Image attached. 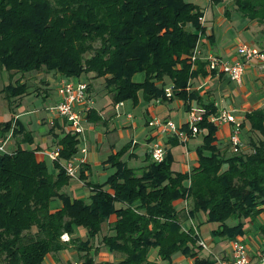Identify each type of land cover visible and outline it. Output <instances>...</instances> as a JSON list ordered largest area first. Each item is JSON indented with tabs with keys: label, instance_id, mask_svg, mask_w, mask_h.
<instances>
[{
	"label": "trees",
	"instance_id": "obj_1",
	"mask_svg": "<svg viewBox=\"0 0 264 264\" xmlns=\"http://www.w3.org/2000/svg\"><path fill=\"white\" fill-rule=\"evenodd\" d=\"M224 2L243 19L264 26V0ZM223 14L228 16V10ZM201 16L187 0H0V69L9 80L39 71L102 80L114 105L129 101L134 106L139 98L186 103L196 100L186 94L189 79L205 69L204 63L190 62L204 33ZM139 73L143 81L134 82ZM26 90L18 78L0 97L10 101ZM203 109L196 125L201 133L196 166L189 173L174 172L169 153L160 163L147 154L142 167L129 168L122 159L125 146L106 158L112 173L101 184L86 181L80 167L77 180L88 190L86 202L62 191L71 179L58 162L70 159L79 146L63 120L54 119L48 129L59 148L57 161H51L54 174L47 171L46 158L37 161L34 150L20 148L31 145L32 137L19 122H1L0 140L10 134L17 141L13 150L0 154V264H43L46 255L67 249L81 264H151L150 250L163 262L178 253L191 264H213L201 256L199 234L191 227L183 230L182 223L200 212L206 223L217 225L215 237L231 242L243 236L245 221L264 210V114L244 115L251 133L246 150L239 147L223 156L213 145L216 127L206 121L215 110ZM98 121L91 109L86 122ZM181 129L187 132L185 125ZM55 200L59 206L51 210ZM177 200L185 202L186 215L174 207ZM104 225L100 246L94 247ZM77 228L85 231L84 240L75 235ZM257 230L264 239V223ZM100 250L118 260L94 262L90 252Z\"/></svg>",
	"mask_w": 264,
	"mask_h": 264
},
{
	"label": "crops",
	"instance_id": "obj_2",
	"mask_svg": "<svg viewBox=\"0 0 264 264\" xmlns=\"http://www.w3.org/2000/svg\"><path fill=\"white\" fill-rule=\"evenodd\" d=\"M187 1L198 6L202 13V20H203L202 27L204 28V33L200 35L198 39L197 50L200 52V58H198L196 62L204 63L202 58L205 57L207 54H216L220 56L223 60L233 61L236 59L235 49L238 44H247V45L255 46L264 51L263 25L251 21L248 22L246 25L240 27L239 29L238 28L236 29L235 28L236 25L232 24V22L229 20V17L223 14V11L226 9V7H224L226 5V2H224V0L222 1L218 0V2H216L215 0H187ZM220 4L224 6L218 7L217 5ZM194 68L195 67H193V69ZM52 74L54 75V78L58 82L61 77L57 74L54 73ZM19 78H20V83H25L23 82L22 77ZM76 80L79 81L78 79ZM97 81H100V83L102 84V80L87 82L86 77H85V81H82L85 83H89V88L87 93L90 99L92 100L91 109L94 111L95 116L99 119V121L94 124H91L89 122L85 123V139H86L87 155H86L85 164L83 165L85 167V170H83L84 172L83 174L86 178V181L89 180L88 178L90 175L89 172L90 165L94 162L92 156L90 155V146H89L87 134L90 133L95 135L96 144H100L102 139V134L96 133L97 129L103 127L105 128V131H108L110 128L114 127V125H112L113 121L118 120L121 117L122 113L124 117L126 114H129L125 112V105H124L125 102H123L121 106L118 107L116 110L113 109L114 104L111 103L110 98L104 92L103 87L99 89V88H93L91 86L93 85V83ZM41 82L43 83L42 85L44 86V89L42 91L43 98L46 99L47 96L49 95V91L51 90V86L46 81H41ZM54 94L56 95L55 90H54ZM186 94H192L194 98H196V100L190 99L189 101L184 103L182 100L173 99L169 103H159V101L157 100L144 102L139 98L137 100V103L134 106H132V108H136V107L145 108V104H146L147 108L145 109V113L147 115L150 114L152 116L154 113L155 116L163 118V120H169V116L171 112L174 111L176 116L178 117L177 119L178 127L176 128L179 129H181L185 124L186 113L189 107L199 108L204 111L203 109L204 106H210L212 109L215 110V113L221 110L230 112L234 120L240 124L239 127V140L241 143L240 150L241 149L246 150L248 137L251 135V133L248 131L247 126L244 123V115L253 111H262V113L264 114V71L260 69L258 65L254 63L247 64L244 67L241 82L239 84L230 82L225 75L209 74L205 68L203 73H197L195 76L189 79ZM29 95L30 92L26 90L25 94H23L21 97L16 98L18 99V102L16 103L15 109L13 110H15V112L17 110V113L16 114L14 112L12 113H14L13 114L14 120L19 122L20 125L24 127V129L28 131L32 136V132L29 131V129L19 121L20 117L32 113V111L20 113L21 111L19 105L23 97ZM101 98H103V100L105 101L103 104H99L98 102V100ZM48 119L49 118H47V114H46L44 117L40 118V120H37L39 125L41 126L44 125L47 127V131L45 133L41 132L39 134L40 137L36 145H32V144L20 145V148L27 150H34V157L37 161L44 160L43 158H41L40 155L41 152L48 151L50 147H55V137L48 133V129H49V125L47 124ZM124 119L126 122H124L123 124H118V126L126 127L125 124L129 123L130 129L131 128L133 129L134 125L133 123H131L130 121L131 119L130 120L126 118ZM144 127H145V119H144ZM232 128H233L232 124H226V123L216 127L213 145L223 156H229L231 154V149L228 144V137L232 131ZM58 132H59L58 130H55L54 133L57 134ZM9 138H10V134H7L3 140H5L7 144H9L8 145L9 149L11 148L14 149L17 138H14L13 145H11L12 140H9ZM155 139L158 141L161 140L165 153H170V150L172 148L178 146L182 148L183 152L180 156L182 168L179 173L187 174L189 173L191 168L196 166V156L194 153V149L198 145H200L201 142L200 131L195 135H189L183 146V144H181L177 140V138L171 133L157 135L152 130L151 133H148L146 136H144V140H143L144 155L141 160V164L138 168L144 165L145 156L147 155V151H148V145L150 144V142H152ZM132 142H129L126 145L127 149L124 156L122 157V158H126L125 162L126 161L128 162L130 159L136 157V155H134L133 152L138 144ZM190 142L193 143L192 150L188 149L187 147L188 143ZM110 153L114 154V152H110ZM176 173H178V171ZM74 181H76L77 183L79 182L78 180H74ZM79 185L82 186L81 183H79ZM64 188L62 189V191L64 190ZM70 198L75 199L73 193L71 194ZM181 203L183 202L177 200L176 202H174V207L176 208V206H178ZM192 223L195 226L193 220ZM262 223H264V210L261 211L254 218V221L244 222L243 236L245 237L241 236L237 238L238 240L242 241L245 244V246L247 247L248 254L251 258H256L259 252L264 248V239L260 237L257 230V227ZM195 227L199 234L200 240L204 241L211 255L214 257H219L224 261H228L230 242L219 239L214 235L212 239H210L209 236H204L202 240L200 237L199 226H195ZM257 234H258L257 240H260L261 243L259 241L258 242L255 241L254 239V236H257ZM201 256L203 258L209 257L204 252L201 254ZM147 260L151 264H191L192 263L190 259L184 258L178 253L171 256L168 262L159 261L156 258L155 252L153 250L149 251L147 255ZM72 262L73 261L69 259V256L65 252V250L57 252L55 254H48L45 256L43 260V264H72ZM78 262H80L79 259Z\"/></svg>",
	"mask_w": 264,
	"mask_h": 264
},
{
	"label": "rangeland",
	"instance_id": "obj_3",
	"mask_svg": "<svg viewBox=\"0 0 264 264\" xmlns=\"http://www.w3.org/2000/svg\"><path fill=\"white\" fill-rule=\"evenodd\" d=\"M212 2V1H211ZM219 6H224L222 4L217 5ZM224 7L228 10V16L229 20L232 22V24H235V28L239 29L240 27L246 25L249 21L246 19H243L242 17L239 16L238 13L235 12L234 6L230 3H227ZM263 27V26H262ZM21 76L17 75L14 76L11 80H9L7 73L3 70L0 69V91L7 86L10 82H14L17 78ZM23 82L26 83L27 86V91L30 92L29 96L23 97L19 107H20V113L23 112H29L32 111L31 114L22 116L19 118V121L29 129V131L32 132V145H36L40 133L43 132L45 133L47 131L46 126H41L37 122V120H40V118L44 117L47 114V118H50V113H49V106L53 105L54 103L58 102V97L54 94V90L57 88L59 82H64L66 78L61 77L59 81L54 78V75L50 73H45L43 71L39 72H34L32 74H26L22 77ZM79 81H85L84 76H80L78 78ZM41 81H46L48 84L51 86V90L49 91V95L47 98H43V89L44 86L42 85L43 83ZM77 81V80H73ZM134 82H142L143 81V74L139 73L136 74L133 77ZM93 88H99L101 89L102 84L100 81H97L91 85ZM26 93V92H25ZM21 97V96H20ZM18 102V99H12L10 101H7L6 99L4 100L2 97H0V123L1 122H6L8 120H14L13 114L17 113V110L15 112V105ZM99 104H103L105 101L103 98L98 100ZM125 105V112L129 113L131 116V123H133L134 128L130 129V124L127 123L125 124L126 127L118 126V124H123L125 121V117L122 113L121 117L118 120L113 121L114 127L110 128L108 131H105V128L101 127L98 128L96 133L102 134V139L100 144H96L95 141V135L88 133L87 138L89 141V146H90V155L92 156L93 163L90 165V175H89V182L91 184H101L103 183L106 178L112 173V169L105 164L106 158L111 154L110 152H118L120 151L123 147L127 145V143L132 142L138 144L136 148L134 149V155H136L135 158L130 159L128 162L126 161V164L129 168L136 169L140 166L141 160L144 155V136H146L148 133H151L152 128L147 124L150 120L149 119H160L163 120V118H160L158 116L153 115L151 116L150 114L147 115L145 113V109L147 108L145 104L144 107H136L132 108V104L129 101H126L124 103ZM151 105V104H150ZM14 112V113H12ZM144 119H145V127H144ZM178 117L176 116L175 112H171L169 116V120L174 124L175 127H178ZM149 120V121H148ZM147 122V123H146ZM264 127V124H263ZM166 137V136H163ZM11 141V145H13L14 142V137L9 138ZM161 145V140L158 141ZM9 144H5L3 149L4 152H8L10 150H13V148L9 149L8 148ZM188 149L192 150L193 148V143H188ZM78 148H82L81 143L79 144ZM54 147H50L47 152L53 151ZM195 150V149H194ZM87 151V148H86ZM183 150L180 146L172 148L170 150V158H171V168L174 171H178V173L181 171L182 165L180 161V156L182 154ZM195 153V151H194ZM125 159L126 158H122ZM45 166L47 168V171L49 173L54 174L55 170L53 169L52 162L48 160H44ZM59 167L63 166L64 163L62 161L58 162ZM181 174V173H180ZM183 174V173H182ZM78 175V173H77ZM81 182H76L74 180H71L66 188H64L63 192H65L69 197L71 194H74L75 199H81L84 202H86V198L88 196V190L85 188L83 185H79ZM59 206V202L57 200L53 201L50 205V209L52 210L53 208H57ZM176 209H183V204H179L176 206ZM109 221H112V219H109ZM192 221V220H191ZM193 222L195 226H199V232H200V237L203 240L204 236H209L210 239H212L213 230H216L217 225L214 223H206L205 222V216L202 213H197L193 217ZM190 227L189 220H185L182 223V228L183 230H187ZM106 232V227L105 225L102 227L100 235H98L95 240H93V246L98 247L100 246V236ZM75 235L79 237L81 240L85 239V231L82 228H77L75 231ZM245 237V236H243ZM63 240L66 239L65 236L62 237ZM257 236H254L255 241L257 240ZM204 242V241H203ZM263 248V247H262ZM65 252L68 254L69 259L72 260V263H79L78 262V254L72 250V249H67ZM92 259L96 263H107V262H114L118 260V257L112 256L108 252L104 250H100L97 252L96 255L92 254V251L90 252Z\"/></svg>",
	"mask_w": 264,
	"mask_h": 264
},
{
	"label": "built area",
	"instance_id": "obj_4",
	"mask_svg": "<svg viewBox=\"0 0 264 264\" xmlns=\"http://www.w3.org/2000/svg\"><path fill=\"white\" fill-rule=\"evenodd\" d=\"M231 2L232 0H226ZM200 26L203 24L202 16L198 19ZM198 43V41H197ZM197 43L190 56V62L196 61L200 58V52L197 50ZM236 59L233 61L223 60L220 56L216 54H207L202 58L206 71L209 74H222L227 77V79L235 84L241 82L244 67L247 64L254 63L259 66L260 69L264 71V51L251 45L238 44L235 49ZM74 79H66L64 82H59L57 88L55 89L56 96L59 98L57 103L50 105L48 110L50 113V118L47 121L49 126L52 125L54 118L63 120L66 125V130L71 134L75 135L79 144L81 143L82 148H78L77 153L73 155L70 159L63 161L64 165L61 166L65 176L71 180H77V173L81 166L85 164L86 161V139H85V123L87 113L92 108V100L87 93V87L85 82L73 81ZM171 90L169 87L164 89V96L166 98L170 97ZM122 103L115 104L113 109L116 110L121 106ZM204 115V111L199 108L189 107L186 113L185 126L186 130L182 131L176 128L170 120H160L151 119L147 124L152 128L155 134L162 135L165 133H171L177 140L183 144L187 140L189 135H195L199 133L196 125L201 122ZM125 118L130 120L131 116L129 114L125 115ZM206 121L213 126L217 127L221 124H232L233 128L228 137V144L231 152L236 153L238 148L241 146L239 140V126L232 114L230 112L221 110L215 114L206 117ZM6 141L0 142V154L4 152V145ZM58 147H54L53 151L41 152V158H46L49 161H57L58 159ZM147 154L153 163H160L164 156L165 150L163 146L158 142V140H153L148 145ZM183 212L186 215L187 206L183 202ZM190 227L197 234V230L193 225L190 218H188ZM201 249L209 256L213 261V264H264V248L259 252L256 258H251L248 254L247 247L241 241L235 240L230 242L229 260L224 261L219 257H214L209 252L206 244L199 239L198 241ZM72 264H81L72 263Z\"/></svg>",
	"mask_w": 264,
	"mask_h": 264
}]
</instances>
